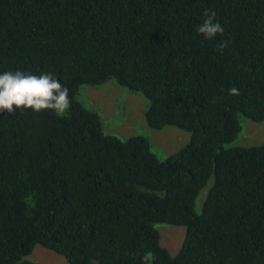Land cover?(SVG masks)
I'll return each instance as SVG.
<instances>
[{
    "label": "trees",
    "instance_id": "1",
    "mask_svg": "<svg viewBox=\"0 0 264 264\" xmlns=\"http://www.w3.org/2000/svg\"><path fill=\"white\" fill-rule=\"evenodd\" d=\"M17 70L51 73L70 108L0 111V264L38 245L68 264H264V142L228 147L242 117L264 121V0H0V73ZM112 80L190 143L161 161L106 134L78 94ZM161 224L187 229L175 257Z\"/></svg>",
    "mask_w": 264,
    "mask_h": 264
},
{
    "label": "rangeland",
    "instance_id": "2",
    "mask_svg": "<svg viewBox=\"0 0 264 264\" xmlns=\"http://www.w3.org/2000/svg\"><path fill=\"white\" fill-rule=\"evenodd\" d=\"M78 101L101 117L106 134L121 140L132 136H142L149 140L152 152L161 161L178 154L190 143L191 134L175 127L162 130L150 128L147 122V111L150 100L143 93H134L121 87L115 81H108L99 86H83L78 94ZM242 131L238 138L228 147H255L264 142V121L254 122L242 117ZM207 195L204 191L196 203L198 213L202 212L203 202ZM160 244L173 257L183 247L187 229L166 224L157 225ZM29 259L35 264H68L66 259L40 245L36 246ZM91 264H99L92 262Z\"/></svg>",
    "mask_w": 264,
    "mask_h": 264
},
{
    "label": "clouds",
    "instance_id": "3",
    "mask_svg": "<svg viewBox=\"0 0 264 264\" xmlns=\"http://www.w3.org/2000/svg\"><path fill=\"white\" fill-rule=\"evenodd\" d=\"M216 13L205 11L204 20L197 26V32L206 39H213L217 34L223 33L222 26L215 20ZM222 42L220 47H226ZM230 95H239L233 87L229 89ZM17 109H32L35 112L52 110L58 116L63 115L70 108L69 90L62 85L51 73L33 75L22 71H6L0 73V111L8 113ZM145 264H150L149 257L145 255Z\"/></svg>",
    "mask_w": 264,
    "mask_h": 264
}]
</instances>
